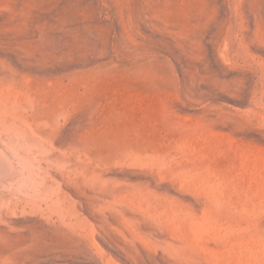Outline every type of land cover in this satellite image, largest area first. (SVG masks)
<instances>
[{"label": "rangeland", "instance_id": "374dc122", "mask_svg": "<svg viewBox=\"0 0 264 264\" xmlns=\"http://www.w3.org/2000/svg\"><path fill=\"white\" fill-rule=\"evenodd\" d=\"M0 264H264V0H0Z\"/></svg>", "mask_w": 264, "mask_h": 264}]
</instances>
